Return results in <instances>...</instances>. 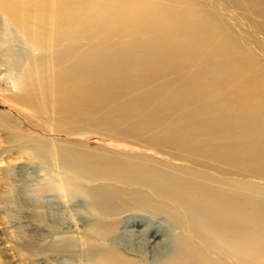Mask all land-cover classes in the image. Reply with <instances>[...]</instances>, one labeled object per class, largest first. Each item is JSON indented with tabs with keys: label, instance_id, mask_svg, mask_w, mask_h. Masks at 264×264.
<instances>
[{
	"label": "rangeland",
	"instance_id": "obj_1",
	"mask_svg": "<svg viewBox=\"0 0 264 264\" xmlns=\"http://www.w3.org/2000/svg\"><path fill=\"white\" fill-rule=\"evenodd\" d=\"M96 1L98 0H43L46 7L45 9L48 12V17L50 16L49 18L52 17L57 5L70 7V3H72L71 7L88 8L92 2L94 3ZM119 1L132 8L134 7L137 10H142V8L147 5L146 11L143 9L142 13L138 16V21L135 24L136 26L130 25L128 21H125L126 19L119 20L114 25L115 29L108 30L106 34H93L89 39L81 40L76 43L79 47H87L89 49H94L95 51H98L100 45L104 47L105 70L101 73L105 78L118 76L117 71L122 69V67L119 68L118 64L120 63V60L123 63L125 62L122 59L125 58V56L122 54L121 56L118 55L119 52L117 50L119 49L120 42L123 44L125 42L131 43L132 41L141 40L147 42H149V40L160 42L166 40L167 37V39L171 37L174 33V29L172 30L171 27H165V29H162L157 21L159 20L156 16L157 13L160 15L161 12V15L164 16L167 14H181L184 10L188 13L191 12L195 14L200 12V14L203 15L202 28L206 30L207 37L200 40V43L199 41L193 42L192 46H195L193 50H196L195 52L199 53V57L195 56L193 58L192 56L186 55L184 61L176 64L180 68L175 67L176 65L174 66L175 68L173 66L166 68V70H164L159 76L157 75L158 78L157 76L155 78L152 76L154 79H148L146 82H143L144 85L143 83H140L142 85H132V88L131 86L127 88L125 87V90L115 94L116 99L115 96H112L106 100L104 105L100 107L96 113L94 112V115L89 117L90 121L88 124L85 126H80L79 124L78 126L76 125L75 128L77 130L72 128L71 130L58 129L57 131H54L53 129L55 128L56 130L57 126L51 116L48 117L41 113L36 114L32 111L22 110L18 106L7 101L8 98H11L18 91L15 82L20 75L19 69L21 64L31 54V51L20 37L10 34L11 32L5 29V18L0 15V264H95L89 263V248L83 244L86 241L85 235L83 234V225L86 222V218L88 219L90 217L84 203L86 199L83 196H77L74 199H71L62 192H54L50 190V174L52 172H59V170L52 159L43 156L44 154H42V152L44 151H42L43 149L41 148L42 143L50 145L53 143H79L83 146L86 144L85 146L91 152H97L98 150L103 149L118 157H128V160L132 161H136L138 158H145L151 160L158 166H164L176 174H179L178 172H180L181 176L183 175L186 178H192V180L203 185L218 187L220 189L222 188L223 190L234 194H245L244 196L254 199L256 198L257 200H262L264 202V176H261L262 173H260L259 169L253 170L244 167L246 161L239 160L232 165H228L225 161L223 163L218 161V159H209V162V160L203 156H195V158L193 155H184V153H182L181 156V154L171 151V154H166L164 153L166 150L160 149V146L154 143L156 142L155 139L158 138L160 134L168 135L167 133L169 131L177 130L181 127L188 129L191 133L198 135L202 134L203 138H201V140L205 141L204 136L206 129L198 123L196 124V122L202 118H206L207 120L215 119L214 121L216 122H224L225 120V123L227 122V124L231 126L230 130H233V133L230 136H233L238 131L237 136L242 135L244 132H247V129L249 130L247 125H249L252 119L256 120L259 115L264 114V79L262 77L264 76V0H255V2L254 0H217L220 5L216 0ZM150 6H152V9L156 12L152 11ZM144 11L145 16H143ZM146 16L148 17L146 18ZM154 16L157 18H154ZM208 17H210L212 21ZM159 18H162V16ZM150 32L153 33L151 34ZM212 39H215L216 41ZM203 41H205V43ZM72 44V41H68V43L67 41H63L59 45L52 43L51 46L55 49L48 48L46 53L50 55L56 49L68 48ZM234 50L238 54H235ZM161 51L162 50L157 51L158 57H164L163 55L166 53L165 51ZM39 54V52L32 53V55ZM79 54H81L80 51L77 55ZM77 55H75V57ZM226 55L229 58H227ZM71 58L72 56L63 62H60L57 67L61 69L68 67V64L72 63ZM69 59L71 62H69ZM48 61L51 60L48 59ZM181 67L182 70L185 69L183 71L186 73L182 72ZM177 68L185 75H182ZM262 68L263 70H261ZM175 69L177 71H175ZM256 71L258 72L256 73ZM48 72L50 74H48ZM53 73L54 70L51 68L49 62V64H46L45 67L39 71V74L36 75V79L34 78L33 80V85L37 87L38 94L40 93L39 95L45 96V100L40 101V106L42 107L48 106L52 102V96L48 85L51 86V81L49 79ZM202 74L203 77L205 76V82L203 80L200 81L199 87L196 88L197 90L193 89V94L189 93L190 96L186 95L181 103L178 101L173 102L172 98V102H170L173 104L169 107H164V100L166 101L168 96H173H171V91H177L182 85H187L185 80H189L192 77H195V79L198 77L203 79ZM174 77L177 79L175 80ZM171 79L175 84L182 82V80L185 82L175 86ZM44 84L47 86L44 87ZM155 84L157 85L155 86ZM171 84L173 85L170 88ZM140 89L146 92L139 91ZM42 90H44V92ZM146 94H152L154 98H151V101L145 104L140 103L141 101L139 100H141L142 97H145ZM65 95L67 96L66 93H62L59 97L65 98ZM158 95L160 96L158 97ZM187 98H190L191 100H188ZM156 100H158V102H156ZM137 104L141 106H138ZM143 105H145V107ZM154 105L157 108L154 107ZM193 106L196 107L194 108ZM169 109L172 110L170 111ZM136 111L139 112L136 113ZM141 112L143 113L142 115ZM138 115H140L141 118ZM248 115H250V117ZM241 118L244 120H241ZM228 119H231V121ZM245 122H248V124ZM126 123L128 125H126ZM102 129L105 130L103 131ZM66 131L67 134L65 133ZM85 131L87 132L85 133ZM255 132H250L249 135L245 136L242 135L239 137V140H241L242 137H245L246 139L248 138V141L251 138H253L251 141L261 140L263 135H256L257 132H259L257 130ZM69 133L71 136L68 135ZM229 134L230 133L228 132L226 136ZM201 158L204 159L202 160ZM253 174L256 179L254 176L251 178V175ZM246 190H248L249 193ZM138 216L134 217L138 220H144L141 226L132 229L134 232H130L132 230L128 228V226H122V230L108 245H113L115 248L126 251L127 253L129 252V255L135 254L138 257L145 259L147 264H151V262L152 264H156L160 258V253L157 250L162 244L165 248H170L168 238H170L171 234L174 235V231L169 228L168 223L162 217L157 216L148 218L149 215L146 217ZM147 227L148 229L152 227L153 231L152 233L150 232L145 235L144 233L146 232ZM254 228L253 231L259 230V227ZM151 234L156 236L153 238ZM166 234L169 236L167 237ZM165 240L167 244L165 243ZM192 243H195L194 245L196 246L199 245L197 240H192ZM136 249L137 251H143H138V253L135 252ZM197 250H199L201 256L203 255V257L206 258L202 263L197 262L191 264H207L208 262L209 264H213L212 261H215L216 259H220L221 264H225V262L226 264H249L243 261L242 263L240 262V259L243 258L242 256H239L240 258L238 259V257H232L227 253L219 255L216 251L210 250L208 247L204 246H197ZM202 250L205 251L203 252ZM142 253L146 256L144 255L143 257Z\"/></svg>",
	"mask_w": 264,
	"mask_h": 264
},
{
	"label": "bare ground",
	"instance_id": "obj_2",
	"mask_svg": "<svg viewBox=\"0 0 264 264\" xmlns=\"http://www.w3.org/2000/svg\"><path fill=\"white\" fill-rule=\"evenodd\" d=\"M217 2L219 4V1ZM70 4L72 5V3ZM71 5L70 7L57 5V7L54 9L52 17L49 18L50 16L48 17V12L45 9L46 7L43 0H0V15L5 18V29L9 30L11 32L10 34L20 37L25 42V44H27L31 51V54L21 64L19 69L20 75L15 82L18 91L11 98H8L7 101L18 106L22 110L32 111L36 114L41 113L42 115L48 117L51 116L52 119H54V121L56 122L57 126L56 130L55 128L53 129L54 131H57L58 129L71 130L72 128H75L76 125L78 126V124L80 126H85L90 121L89 117L94 115V112L96 113V111L104 105V102L106 100H108L112 96H115V94L125 90V87L127 88L131 86L132 88V85L146 82L148 79L152 78V76H154V78L157 75L159 76L164 70H166V68H170L172 66L174 67L176 64L184 61L186 55L192 56L193 58L195 56L199 57V53L195 52L196 50H193V48L195 47L192 46L193 42L199 41L200 43V40L207 37L206 30L202 28L203 15L200 14V12L195 14L191 12L188 13L184 10L183 12H181V14H167L164 16L161 15L160 12L162 18H159L161 16L157 13L156 16L159 19L157 21L162 29H165V27H171L172 30L174 29V33L171 35V37L169 39H167L168 37H165L166 40L160 42L151 40H149V42L142 40L132 41L131 43L125 42L124 44L120 42L119 49L117 51L119 52L118 55L121 56L122 54L125 56V58H122L125 62L123 63L120 60V63L118 64L119 68L122 67L120 71H117L118 76L105 78L101 73L105 70L104 47L100 45V47H98V51H95L91 48L89 49L87 47H79L76 45V43L81 40L89 39L93 34H106L108 30L115 29L114 25L119 20L126 19L125 21H128L130 25H135L138 21V16L142 13V10L144 9L146 11L147 5L144 6L142 10H137L134 7L132 8L127 4L125 5L119 0H98L94 3L92 2V4L88 8L71 7ZM150 7L152 9V6ZM145 11L143 13V16H145ZM152 11L155 10L152 9ZM156 16H154V18ZM147 17L148 16H146V18ZM212 40L216 41L215 39ZM63 41H67V43L68 41H72L73 44L68 48H58L50 55L46 53L48 48L55 49L52 48V43H54L55 45H59ZM203 42L205 43V41ZM159 50L166 52L163 55L165 58L162 56L158 57L157 51ZM79 51L81 52V54L77 55ZM35 52H39L40 54L32 55V53ZM235 54L238 53H236L235 51ZM75 55L77 56L75 57ZM70 56H72V63H69L68 67H65L64 69L57 67L60 62L65 61ZM48 59H50L51 61H48ZM71 61L69 59V62ZM49 62L51 68L54 70V73L49 79L51 81V86L48 85L52 96V102L49 104L50 106L48 105L42 107L40 106V101H44L45 96L39 95L40 93L38 94L37 87L33 85V80L34 78L36 79V75L39 74V71L42 70L46 64H49ZM175 67L178 66L176 65ZM178 68L177 70H179ZM177 70L175 69V71ZM183 70L182 72L186 73ZM261 70H263V68ZM182 72L181 74L185 75ZM257 72L258 71H256V73ZM48 74L50 73L48 72ZM262 77L264 79V76ZM202 78L203 79L198 77L195 79V77H192L189 80H185L187 82V85H182V87L180 89L178 88L179 90L177 91H171V96L173 95L172 97L165 96L167 97V99L166 101L163 99L165 102L164 107H169L173 104L171 103L172 98L173 102L178 101L181 103L186 95L190 96L189 93H192L194 91L193 89L199 87L200 81L203 80L205 82V76L203 77V74ZM174 79L176 80L177 78L174 77ZM185 81L182 80V82ZM172 82L174 83V81ZM178 84H175V86ZM156 85L157 84H155V86ZM172 85L173 84L170 85V88ZM45 86L47 85L44 84V87ZM42 91L44 92V90ZM139 91L143 90L140 89ZM62 93H66L67 96L65 95V98L59 97V95L61 96ZM159 96L160 95H158V97ZM151 98H154L152 94H146V96L142 97L139 101H141L140 103L145 104L151 101ZM190 98L187 99L189 100ZM156 102H158V100H156ZM143 106L145 107V105ZM154 107L156 106L154 105ZM193 107L195 108L196 106ZM138 112L136 111V113ZM142 114L143 113L141 112V115ZM250 115L248 116L250 117ZM231 119L228 120L231 121ZM214 120H207L206 118H202L196 122V124L198 123L200 126H203L206 129L204 136L206 142L201 140V138H203L202 134H194L191 133L188 129L181 127L177 130L169 131L167 133L168 135L160 134V136L155 139L156 142L154 143L160 146V149L166 150V152H164L166 154H171V151L181 154V156L182 153H184V155H193L194 157L203 156L208 160L218 159V161H221L223 163L225 161L226 163H228V165H232L239 160H244L246 161L244 167L253 170L259 169L260 173H262L261 176H264V114L259 115L258 119L256 120L252 119L249 125H247L249 127V130L247 129V132H242V135L245 136L249 135L250 132L253 133L256 130L259 131L256 135H263V137L261 140L256 141H251L253 138L248 141V138L246 139L245 137H242V139L239 140V137L242 136H237V133L239 131L233 136H230L233 133V130H230L231 126L228 125L227 122L225 123V120L224 122H216ZM241 120L244 119L241 118ZM246 124H248V122ZM126 125L128 124L126 123ZM86 132L87 131H85V133ZM228 132L230 134L226 136ZM65 133L67 134V131ZM68 135L71 136L70 133ZM85 145L83 146L79 143H53L52 145L42 143L41 148L43 149L42 151H44L42 152V154H44L43 156L52 159L59 170V172H52L50 174V190L54 192H62L71 199H74L77 196H83L86 199L84 203L90 214V217L88 219L86 218V222L83 225V234L85 235L86 240L83 244H85L89 248V263L147 264L145 259H142L135 254L129 255V252L127 253L126 251L120 250L118 248H115L113 245L110 246L108 244L122 230V226H128V228L132 230L143 224L142 222L144 220H138L134 216L139 215L146 217L147 215H149L148 218L157 216L164 218L168 223L169 228L174 231V235L171 234L170 238H168V244L170 245V248H165V246L162 244V246H160L157 250L160 253V258L158 259V262L156 264H191L197 262L202 263V261H204L206 257L204 258L203 255L201 256L199 254L197 246L208 247L210 250L216 251L219 255L227 253L232 257H238V259L240 258L239 256H242L243 258L240 259L241 263L243 261L249 264H264V202L262 200L244 196L245 194H234L232 192L225 191L222 188L220 189L218 187L203 185L192 180V178L190 179L184 177L183 175L181 176L180 172H178L179 170L177 171L179 174H176L175 172L170 171L164 166H158L151 160L145 158H138V160L132 161L128 160V157L122 158L115 156L113 153L107 152L102 148V150H96L97 152H91ZM251 176V178H253L254 174ZM246 191L248 192V190ZM254 227H259V230L253 231ZM151 228L148 229L147 227V230L145 229L146 232L144 234L147 235L150 232L152 233L153 228L152 230ZM130 232H134V230ZM154 234H151L153 238L154 236H156ZM192 240H197L199 245H194L195 243L193 244ZM138 251L137 249L135 250V252ZM142 251L140 250L139 252ZM202 251L204 252L205 250ZM144 255L145 254H143V257ZM212 262L213 264H221L220 259H216ZM207 264H209V262Z\"/></svg>",
	"mask_w": 264,
	"mask_h": 264
}]
</instances>
